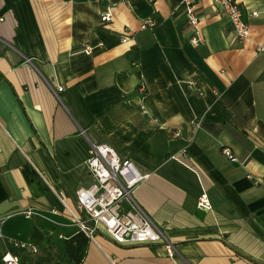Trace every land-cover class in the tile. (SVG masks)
Returning a JSON list of instances; mask_svg holds the SVG:
<instances>
[{
	"label": "crops",
	"instance_id": "obj_1",
	"mask_svg": "<svg viewBox=\"0 0 264 264\" xmlns=\"http://www.w3.org/2000/svg\"><path fill=\"white\" fill-rule=\"evenodd\" d=\"M237 2L247 37L195 0L194 44L182 0H0V252L31 253L36 226L63 252L87 215L74 193L91 180L89 142H106L149 173L133 198L176 252L99 233L79 264H264V0ZM26 163L47 191L32 195Z\"/></svg>",
	"mask_w": 264,
	"mask_h": 264
},
{
	"label": "built area",
	"instance_id": "obj_2",
	"mask_svg": "<svg viewBox=\"0 0 264 264\" xmlns=\"http://www.w3.org/2000/svg\"><path fill=\"white\" fill-rule=\"evenodd\" d=\"M182 2L187 20L193 29L191 41L196 44L199 42L200 36L197 28L198 19L194 11L195 0H182ZM211 3L215 9L221 10L227 16L237 37L245 38L249 35V24L242 18L237 0H211ZM256 13L255 10L251 11L252 15ZM110 19L111 10L108 8L100 15V20L108 22ZM155 24L156 19L153 16H147L140 26L150 28ZM122 40H125V37ZM92 48L91 45H85L83 51L90 53ZM257 50L264 51V40L257 45ZM138 90L141 93L144 92L143 86L139 85ZM190 124L193 133L201 127V121L197 117L191 118ZM167 131L172 137L181 134L178 129L168 128ZM81 132L84 133V130L81 129ZM185 149L182 147V152ZM221 150L226 157L235 159L227 147H223ZM84 163L91 175V180L75 189L74 202L77 209L86 212L87 215L73 216L72 221L88 236L89 240L94 241L95 234L100 233L121 244L160 242L166 254L169 257H174L175 241L164 234L132 195L134 187L146 179L149 173L137 169L130 158L119 155L106 142H89ZM196 205L205 210L211 208V203L204 191L197 196ZM23 212L26 216L33 213L29 208ZM52 212L56 213L57 210L53 209ZM1 222L0 218V237L2 235ZM17 243L14 242V244ZM27 245L31 253L37 252L35 243L29 241ZM0 259L4 264H19V257L7 249L0 252Z\"/></svg>",
	"mask_w": 264,
	"mask_h": 264
},
{
	"label": "trees",
	"instance_id": "obj_3",
	"mask_svg": "<svg viewBox=\"0 0 264 264\" xmlns=\"http://www.w3.org/2000/svg\"><path fill=\"white\" fill-rule=\"evenodd\" d=\"M22 174L32 189V195H38L49 189L33 167L26 163L21 168ZM28 240L35 243L38 251L35 254H23L19 264H79L87 251L88 236L79 229L63 241V252L55 248L51 241V231L44 226L34 227L28 234Z\"/></svg>",
	"mask_w": 264,
	"mask_h": 264
},
{
	"label": "rangeland",
	"instance_id": "obj_4",
	"mask_svg": "<svg viewBox=\"0 0 264 264\" xmlns=\"http://www.w3.org/2000/svg\"><path fill=\"white\" fill-rule=\"evenodd\" d=\"M99 235H100L99 233H96V234H95L96 238H97Z\"/></svg>",
	"mask_w": 264,
	"mask_h": 264
}]
</instances>
